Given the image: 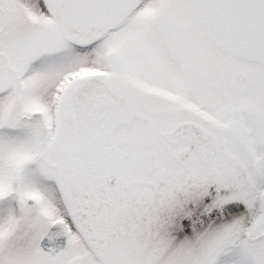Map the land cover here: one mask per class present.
<instances>
[{
  "label": "snow or ice",
  "instance_id": "obj_1",
  "mask_svg": "<svg viewBox=\"0 0 264 264\" xmlns=\"http://www.w3.org/2000/svg\"><path fill=\"white\" fill-rule=\"evenodd\" d=\"M0 264H264V0H0Z\"/></svg>",
  "mask_w": 264,
  "mask_h": 264
}]
</instances>
